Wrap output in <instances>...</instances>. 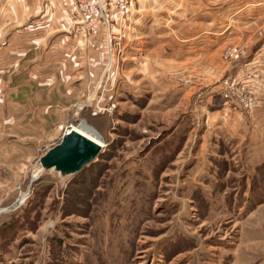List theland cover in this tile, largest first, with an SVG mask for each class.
<instances>
[{
    "label": "rangeland",
    "instance_id": "rangeland-1",
    "mask_svg": "<svg viewBox=\"0 0 264 264\" xmlns=\"http://www.w3.org/2000/svg\"><path fill=\"white\" fill-rule=\"evenodd\" d=\"M128 1L110 44L73 3L42 27L38 1L0 13V264H264V0ZM96 39L97 86L64 125L21 123L7 102L52 62V42L77 55ZM81 123L101 155L77 174L34 173Z\"/></svg>",
    "mask_w": 264,
    "mask_h": 264
},
{
    "label": "crops",
    "instance_id": "crops-1",
    "mask_svg": "<svg viewBox=\"0 0 264 264\" xmlns=\"http://www.w3.org/2000/svg\"><path fill=\"white\" fill-rule=\"evenodd\" d=\"M34 1H38L37 5L40 3V8L38 6L36 9L40 10L38 11V15H41L45 11V6L47 10L50 8L49 10L51 11L50 15L47 14L48 19L44 18V15L42 14V21H39V23H37L40 27L43 26L44 22L48 24L51 21L53 24H55L56 22L59 23L60 17L65 16L67 18L68 13L65 11V9L67 8L63 7L62 10L64 12L61 11L60 0H57L56 3L55 0ZM61 1L63 3L68 2L66 4L69 6L70 4L74 3L73 0ZM43 4H45L44 7H42ZM27 7L28 0H4L3 4H0V13L1 15L5 16L4 21L6 20L8 15L16 16L15 19L17 20L19 17H22V15H24V11H27ZM68 26L61 25L60 27H58L64 31H67L66 29L68 28ZM80 28L81 26L79 27V29ZM39 35V38L36 40V44L38 46L46 47L51 43L49 42L47 44V38L45 39L42 31H40ZM190 43L193 45H198L200 44V40H191ZM96 45H98L99 47H97ZM57 47L58 46L56 45V43L52 42L50 51L47 56L48 59L52 60V62L48 61L45 67L41 69V71H37L36 73L31 72L28 78L25 77V80L27 82L26 84H21L23 87L21 86L22 88L19 89V95L12 96L9 100V103L7 102V104H10L12 106H14L15 104L18 105L21 123H23L24 120L27 119H29L30 121H37V119H45L46 121H48L49 119L57 120L54 125L55 127H57V129H60L61 126L65 123V117L68 118L67 113L73 112L76 103V97H81V95L85 94V91L89 90L91 87L93 88V85L97 83L100 77L101 71L106 61V57L97 39L96 41H94V43H92V41L89 42V45H87L86 47L87 51L85 48V50H80L79 52H77V55L64 52V49H62L61 51H55ZM202 48L203 47L199 49ZM195 49L196 51L198 50V48ZM53 52L57 53V55L53 54ZM200 56L201 55L198 54L195 57L198 58ZM261 60H263V58ZM15 72L18 71L14 70L12 74H15ZM1 74L5 75V72ZM12 74L8 75V79H12ZM19 74L20 73L16 75V78L19 76ZM7 83L8 82L5 81V85ZM95 86H97V84ZM17 98L19 99L15 100ZM238 122L240 123L241 121L238 120ZM242 123L245 124H241L242 130L243 132H245V130L247 129L246 123L244 121H242ZM213 124L215 130L220 127V125H218V120H215ZM42 125L43 124H41V128H48L46 127L47 124L44 125L46 128ZM221 127H226L227 133L230 134V131L228 130L230 127H227V124L222 123ZM260 127H262V130H264L263 122L260 123ZM241 135L245 138L247 137V134L243 135L240 133L239 137H241ZM254 138L256 137H250V140L253 141Z\"/></svg>",
    "mask_w": 264,
    "mask_h": 264
},
{
    "label": "water",
    "instance_id": "water-1",
    "mask_svg": "<svg viewBox=\"0 0 264 264\" xmlns=\"http://www.w3.org/2000/svg\"><path fill=\"white\" fill-rule=\"evenodd\" d=\"M102 151L101 145L76 131L68 130L61 142L41 157L37 174L45 172L61 173L63 176L77 174L93 163ZM17 204L18 202L14 206Z\"/></svg>",
    "mask_w": 264,
    "mask_h": 264
},
{
    "label": "built area",
    "instance_id": "built-area-1",
    "mask_svg": "<svg viewBox=\"0 0 264 264\" xmlns=\"http://www.w3.org/2000/svg\"><path fill=\"white\" fill-rule=\"evenodd\" d=\"M77 21L85 34L97 35L103 27L107 30V42H112L111 22L116 14L124 19L128 14V0H73ZM231 88V87H230Z\"/></svg>",
    "mask_w": 264,
    "mask_h": 264
},
{
    "label": "bare ground",
    "instance_id": "bare-ground-1",
    "mask_svg": "<svg viewBox=\"0 0 264 264\" xmlns=\"http://www.w3.org/2000/svg\"><path fill=\"white\" fill-rule=\"evenodd\" d=\"M72 131L78 132L79 134L85 136L86 138L92 140L93 142H95V143H97L103 147V144H102V141H101L99 134L92 127H90L88 124L81 123L78 127L74 128ZM36 172L37 171H35L34 173H36Z\"/></svg>",
    "mask_w": 264,
    "mask_h": 264
},
{
    "label": "trees",
    "instance_id": "trees-1",
    "mask_svg": "<svg viewBox=\"0 0 264 264\" xmlns=\"http://www.w3.org/2000/svg\"><path fill=\"white\" fill-rule=\"evenodd\" d=\"M46 173H48V172H45L44 174H46ZM44 174H42V176H44Z\"/></svg>",
    "mask_w": 264,
    "mask_h": 264
}]
</instances>
